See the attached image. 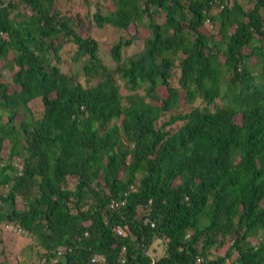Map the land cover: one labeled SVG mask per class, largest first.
<instances>
[{
	"label": "trees",
	"instance_id": "obj_1",
	"mask_svg": "<svg viewBox=\"0 0 264 264\" xmlns=\"http://www.w3.org/2000/svg\"><path fill=\"white\" fill-rule=\"evenodd\" d=\"M53 1L0 0L13 264H264V0H109L93 19L124 33L112 70Z\"/></svg>",
	"mask_w": 264,
	"mask_h": 264
},
{
	"label": "rangeland",
	"instance_id": "obj_2",
	"mask_svg": "<svg viewBox=\"0 0 264 264\" xmlns=\"http://www.w3.org/2000/svg\"><path fill=\"white\" fill-rule=\"evenodd\" d=\"M53 6L58 10L59 15L68 17L72 23L75 31L81 37L89 36L96 40L99 47V59L102 61L106 67L112 70L115 66V61L109 55V47L117 40L118 36L123 33L120 30H115L108 26L97 27L93 19V14L95 12H104L106 9L111 8V3L109 0H54ZM17 9L23 12H28V8L19 6ZM158 21H161L162 18H156ZM208 30V27H206ZM204 30V28H203ZM138 31L141 35L146 34L147 30L143 27L138 26ZM133 32V26H129L127 32L128 35H131ZM124 34V33H123ZM126 34V33H125ZM126 34V35H127ZM140 44H130L122 49L121 55L123 57L133 54L140 46ZM61 63L59 67L62 72H66L69 75L82 76V70L79 62H72L69 58V46L64 45L61 49ZM2 63L0 62V65ZM16 68L5 69L1 72L0 80L2 82H7L9 84V89L15 88L18 89L16 85H13L10 81V76ZM118 82V81H117ZM176 85V84H174ZM122 90V89H121ZM157 91L165 96V90L162 87L157 88ZM122 92V91H121ZM28 107L30 108L32 115L35 118L41 116L43 111L42 102L39 98H35L28 102ZM180 107L183 105L179 104ZM17 119V116H15ZM162 119H166L164 116ZM5 121V117L2 119ZM6 151V141H3L1 146L0 154L5 157ZM16 166H20V160L15 158ZM69 185H72V180L69 179ZM17 207L22 206L20 198H17L16 202ZM28 242L26 238H23L17 231L14 230L13 225L0 223V250L3 249L4 254H0V261L6 259L10 261L11 264L14 263L16 259V252L22 249V247ZM23 251V250H22ZM25 257L28 256L26 253ZM32 264H40L41 260H37L36 257L32 256Z\"/></svg>",
	"mask_w": 264,
	"mask_h": 264
},
{
	"label": "built area",
	"instance_id": "obj_3",
	"mask_svg": "<svg viewBox=\"0 0 264 264\" xmlns=\"http://www.w3.org/2000/svg\"><path fill=\"white\" fill-rule=\"evenodd\" d=\"M116 232L119 234L120 233V229L119 228H116Z\"/></svg>",
	"mask_w": 264,
	"mask_h": 264
},
{
	"label": "clouds",
	"instance_id": "obj_4",
	"mask_svg": "<svg viewBox=\"0 0 264 264\" xmlns=\"http://www.w3.org/2000/svg\"><path fill=\"white\" fill-rule=\"evenodd\" d=\"M116 228H118V227H116ZM115 231H116V229H115ZM117 233V232H116ZM118 234V233H117Z\"/></svg>",
	"mask_w": 264,
	"mask_h": 264
}]
</instances>
